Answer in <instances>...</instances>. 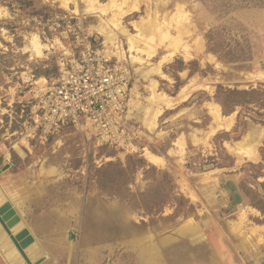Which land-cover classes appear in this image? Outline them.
<instances>
[{
	"label": "rangeland",
	"instance_id": "obj_1",
	"mask_svg": "<svg viewBox=\"0 0 264 264\" xmlns=\"http://www.w3.org/2000/svg\"><path fill=\"white\" fill-rule=\"evenodd\" d=\"M115 3L0 0V205L11 201L35 238L27 253L39 264H264V0ZM86 37L132 70L133 149L71 127L31 135L40 79ZM0 230V264H28Z\"/></svg>",
	"mask_w": 264,
	"mask_h": 264
},
{
	"label": "built area",
	"instance_id": "obj_2",
	"mask_svg": "<svg viewBox=\"0 0 264 264\" xmlns=\"http://www.w3.org/2000/svg\"><path fill=\"white\" fill-rule=\"evenodd\" d=\"M59 58L58 74L51 82L45 80L28 112L31 135L48 140L71 127L95 137L100 145L133 149L138 132L129 111L131 68L87 37L79 39L76 48L64 49Z\"/></svg>",
	"mask_w": 264,
	"mask_h": 264
},
{
	"label": "water",
	"instance_id": "obj_3",
	"mask_svg": "<svg viewBox=\"0 0 264 264\" xmlns=\"http://www.w3.org/2000/svg\"><path fill=\"white\" fill-rule=\"evenodd\" d=\"M6 168H8V165L5 167V169ZM0 222L28 264H39L45 259L44 257H39L33 261L30 255L27 253V248L35 243V238H33L29 228L21 227L20 224L22 223V216L13 206L11 201H7L0 205ZM19 225L21 228L15 234L13 229H16V227Z\"/></svg>",
	"mask_w": 264,
	"mask_h": 264
},
{
	"label": "bare ground",
	"instance_id": "obj_4",
	"mask_svg": "<svg viewBox=\"0 0 264 264\" xmlns=\"http://www.w3.org/2000/svg\"><path fill=\"white\" fill-rule=\"evenodd\" d=\"M93 1V0H92ZM113 3H115V0H113ZM117 4H120V3H115V5H117ZM120 6V5H119ZM121 7V9H122V5L120 6ZM133 7V6H132ZM95 9H98V8H95ZM94 9V10H95ZM123 9H124V7H123ZM99 11V10H98ZM125 12H127V10H125ZM167 26V25H166ZM102 32L104 33V34H106V31L104 30V29H102ZM107 34H109V33H107ZM109 36V35H108ZM33 46H34V49L35 50H37L38 52H40L41 51V48H42V44L39 42V40H38V38L37 37H35V38H33ZM43 51V50H42ZM45 81V78H41L40 79V83L41 82H44ZM155 95H156V92H155ZM156 96H159L160 98H159V100L160 101H162V103H164V104H167V105H170L171 104V101H172V99L169 97V96H167V95H165V94H163V93H157V95ZM158 100V99H157ZM166 106V105H165ZM140 109V108H139ZM156 111H158V110H156ZM161 111V110H160ZM158 113V112H157ZM217 115H219V117L221 116L220 115V111H219V109H217ZM224 119H226V118H224ZM232 119V118H231ZM231 121V120H230ZM154 124H155V121H151L150 123H149V127L151 128L152 126H154ZM243 151V150H242ZM247 152V151H246ZM248 153V152H247ZM146 157L148 158V160L149 161H151L152 163H154V164H160V163H162L163 162V159L160 157V156H158V155H156V154H153L152 152H150V151H147V153H146ZM247 157V156H246ZM245 159V158H244ZM17 228H20V225L19 226H17ZM1 233H2V231L0 230V241H4V237L3 236H1ZM15 252H16V250H11L10 251V253H9V256H14V254H15Z\"/></svg>",
	"mask_w": 264,
	"mask_h": 264
},
{
	"label": "trees",
	"instance_id": "obj_5",
	"mask_svg": "<svg viewBox=\"0 0 264 264\" xmlns=\"http://www.w3.org/2000/svg\"><path fill=\"white\" fill-rule=\"evenodd\" d=\"M233 93H234V92H233ZM235 93H236V92H235ZM237 94H239V95H240V94H244V95H246V94H248V91H238ZM237 101L239 102V103H238V102H237V103L240 104V103H242V101H244V99H242L241 101H239V100H237ZM235 102H236V101H235ZM2 163H3V158H0V164H2ZM119 167L121 168V171H122V172H125V171L127 170V169H126L124 166H122V165H120ZM234 195H235V194H234ZM236 197H238L239 199L242 198V195L240 194L239 191L236 193Z\"/></svg>",
	"mask_w": 264,
	"mask_h": 264
},
{
	"label": "crops",
	"instance_id": "obj_6",
	"mask_svg": "<svg viewBox=\"0 0 264 264\" xmlns=\"http://www.w3.org/2000/svg\"><path fill=\"white\" fill-rule=\"evenodd\" d=\"M240 194L242 195V193L240 192Z\"/></svg>",
	"mask_w": 264,
	"mask_h": 264
}]
</instances>
